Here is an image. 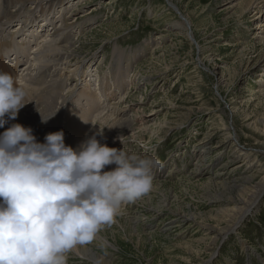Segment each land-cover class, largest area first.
I'll return each mask as SVG.
<instances>
[{
	"label": "rangeland",
	"instance_id": "obj_1",
	"mask_svg": "<svg viewBox=\"0 0 264 264\" xmlns=\"http://www.w3.org/2000/svg\"><path fill=\"white\" fill-rule=\"evenodd\" d=\"M171 1L179 11L167 0H72V15L93 18L77 31L72 65L109 77L114 55L131 57L121 58L128 82L112 102L123 101L140 127L115 148L162 167L153 169L150 192L122 205L67 264H264V190L237 215L264 178V2ZM182 16L193 40L184 23L176 26ZM71 66L61 70L76 89L68 109L84 87ZM64 111L57 123L69 132Z\"/></svg>",
	"mask_w": 264,
	"mask_h": 264
},
{
	"label": "clouds",
	"instance_id": "obj_2",
	"mask_svg": "<svg viewBox=\"0 0 264 264\" xmlns=\"http://www.w3.org/2000/svg\"><path fill=\"white\" fill-rule=\"evenodd\" d=\"M25 95L0 72V127L6 117L16 119L29 102ZM55 113H39L41 121ZM44 139L37 142L19 123L0 133V264H67V254L94 242L122 205L150 192L153 169L162 167L158 159L101 144L95 135L75 149L64 143L63 131Z\"/></svg>",
	"mask_w": 264,
	"mask_h": 264
},
{
	"label": "bare ground",
	"instance_id": "obj_3",
	"mask_svg": "<svg viewBox=\"0 0 264 264\" xmlns=\"http://www.w3.org/2000/svg\"><path fill=\"white\" fill-rule=\"evenodd\" d=\"M167 1L171 7L179 11L171 0ZM263 2L264 0H249L246 6L249 8ZM72 6H75L72 0H0V72L8 73L15 81L18 80L16 84L22 86L26 94L25 102L29 101L19 110L15 120L6 117L7 122L0 127V133L11 124L19 123L32 129L37 142L44 143L47 133L61 131L57 121L60 113L65 110L63 113H67L64 115L66 121L62 120L66 122L64 123L66 128L71 129L69 132L62 130L67 146L77 148L85 133L90 134L89 137L95 135L101 144L109 147L123 146L128 143L126 134L140 127V124L134 122L135 112L129 114L127 109H123V101L112 102L118 92V97H121L120 92L128 82L125 79L126 67L122 66L121 58H125L123 60L125 61L131 57L113 54L111 64L114 67L109 66V77L102 75L99 78V74L92 73L93 69L89 64L83 67L77 63L72 65L70 58L74 56L77 31H81L93 20L88 13L72 15L74 14L73 8L70 9ZM181 18L183 22L177 23L176 26L184 23L186 34L193 40L189 18L185 16ZM257 33L264 34V22L258 27ZM7 56L13 57L6 60ZM133 57H136L135 53L132 54ZM68 66L72 67L69 71L74 70V73L80 70L78 78L84 81L83 89L77 94L79 100L82 98V102L78 101L71 109L67 108V104L76 97L75 85L70 86L72 84V81H69L70 77L65 78L61 72L64 69L68 70ZM107 74L106 72L105 75ZM261 74L264 76V72ZM259 81L264 85V78H260ZM125 98L123 96L121 99ZM54 112L55 115L46 122L41 121L40 114L47 117ZM153 112L156 111L152 110L151 113ZM86 124L91 125L88 131H85ZM99 128H103L102 135L97 134ZM76 137L79 138V143ZM232 159L234 160L232 157L229 160ZM114 168V164L108 165L104 171ZM263 190L264 178L258 183L256 194L250 204L241 200L240 203L245 206L237 211L240 220L258 202ZM232 230L233 227L228 231ZM73 250H80L81 254L86 251L77 247ZM92 258L102 261L99 257Z\"/></svg>",
	"mask_w": 264,
	"mask_h": 264
}]
</instances>
